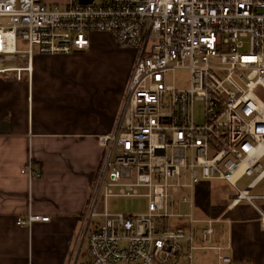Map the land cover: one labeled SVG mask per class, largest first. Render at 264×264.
<instances>
[{"label":"built area","instance_id":"built-area-1","mask_svg":"<svg viewBox=\"0 0 264 264\" xmlns=\"http://www.w3.org/2000/svg\"><path fill=\"white\" fill-rule=\"evenodd\" d=\"M92 33L109 34L135 60L114 129L99 139L70 264L85 243L87 264H173L194 250L213 251L215 264H247L209 246L213 221L192 212L198 186L228 182L235 195L226 209L246 202L264 229L255 204L264 196L250 194L264 179V104L255 95L264 92V0H0V67L12 63L0 74L51 72L57 55L87 51ZM239 178L250 179L244 189ZM110 197L144 199L145 209L110 212Z\"/></svg>","mask_w":264,"mask_h":264},{"label":"crops","instance_id":"crops-1","mask_svg":"<svg viewBox=\"0 0 264 264\" xmlns=\"http://www.w3.org/2000/svg\"><path fill=\"white\" fill-rule=\"evenodd\" d=\"M94 35L87 51L57 55L51 72L0 74V264H70L101 160L99 139L114 129L135 60L126 51L114 60L112 78L97 80L82 63L96 50H112ZM213 183L224 182L198 186L192 212L195 220L213 221L209 245L233 261L264 264V229L256 213L246 202L226 209L227 191L212 202ZM255 190L264 196V179ZM33 215L49 221L17 225ZM217 261L213 251L194 250L177 264Z\"/></svg>","mask_w":264,"mask_h":264},{"label":"rangeland","instance_id":"rangeland-1","mask_svg":"<svg viewBox=\"0 0 264 264\" xmlns=\"http://www.w3.org/2000/svg\"><path fill=\"white\" fill-rule=\"evenodd\" d=\"M95 34H96V35H94L95 38L101 37L104 39V41H106V45H108V48L110 50H112V53H111V55H104L100 50H96V51H94V53L92 55H90L82 63V65H87L88 72H93L95 75H97L99 77L97 80H103V78L106 76L112 78L111 77L112 73H113L112 66H113L114 60H116L118 58L123 59V57L127 56V52H130V51H127V50L124 51L122 49H119V47H117L116 44L114 43L112 37L107 33H103V34H106L104 36L99 34V33H95ZM18 49L19 50H25L26 49L25 44H22L21 42L18 41ZM72 53H75V52H72ZM7 64H12V63H10V61L4 62L2 64V66L0 67V70L8 68ZM115 74L118 75V73H115ZM177 82L181 85H184L186 83V77L183 75L178 76ZM255 95L264 104V92L259 89L255 92ZM120 106H121V104H120ZM201 113H202V105L198 103L195 105V122H196V124L202 123ZM101 152H102V150H101ZM260 165H262V167H264V158L261 159ZM214 182H218V181H214ZM249 182H250V179L241 178L236 182V187L238 189H244ZM220 190L222 192L227 191L229 194H232L231 196L235 195L232 187L226 186V182H224V183H213L210 185L212 202H220L221 201L220 197H224V194L219 193ZM255 191L257 192V190H255V189L251 190L250 194L254 195ZM177 197L178 196H176V198ZM101 200H102V197H100V201ZM107 203H108L110 212H123V213H130V214L139 213V212L144 211L145 204H146L145 200L141 199V198H124V197H110L108 199ZM255 204L262 206V204L258 203L257 201H255ZM101 209H102V205H101ZM98 221H99L98 217L92 218L90 230H93L95 228V223H97ZM42 222H45V221H42ZM18 223H19V220H17V225L21 226ZM77 242H78V240L75 241L74 246L77 244ZM75 256H76V252L71 259V264L74 262ZM88 262H89V256L87 253V245L85 243L81 249V253L79 254L75 264H87ZM173 264H177V263H173Z\"/></svg>","mask_w":264,"mask_h":264},{"label":"flooded vegetation","instance_id":"flooded-vegetation-1","mask_svg":"<svg viewBox=\"0 0 264 264\" xmlns=\"http://www.w3.org/2000/svg\"><path fill=\"white\" fill-rule=\"evenodd\" d=\"M37 223H40V222H37Z\"/></svg>","mask_w":264,"mask_h":264},{"label":"trees","instance_id":"trees-1","mask_svg":"<svg viewBox=\"0 0 264 264\" xmlns=\"http://www.w3.org/2000/svg\"><path fill=\"white\" fill-rule=\"evenodd\" d=\"M100 220V219H99Z\"/></svg>","mask_w":264,"mask_h":264},{"label":"water","instance_id":"water-1","mask_svg":"<svg viewBox=\"0 0 264 264\" xmlns=\"http://www.w3.org/2000/svg\"><path fill=\"white\" fill-rule=\"evenodd\" d=\"M90 1V0H89Z\"/></svg>","mask_w":264,"mask_h":264}]
</instances>
